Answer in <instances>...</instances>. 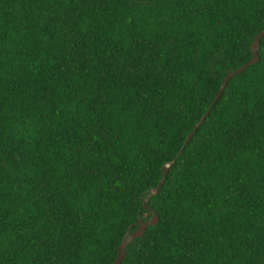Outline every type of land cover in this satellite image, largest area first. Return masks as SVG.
I'll list each match as a JSON object with an SVG mask.
<instances>
[{
    "label": "trees",
    "instance_id": "1",
    "mask_svg": "<svg viewBox=\"0 0 264 264\" xmlns=\"http://www.w3.org/2000/svg\"><path fill=\"white\" fill-rule=\"evenodd\" d=\"M262 30L264 0H0V264H112L168 163L120 264H264V35L216 97Z\"/></svg>",
    "mask_w": 264,
    "mask_h": 264
},
{
    "label": "water",
    "instance_id": "2",
    "mask_svg": "<svg viewBox=\"0 0 264 264\" xmlns=\"http://www.w3.org/2000/svg\"><path fill=\"white\" fill-rule=\"evenodd\" d=\"M264 35V30L260 31L259 33H257L252 41V43L250 44V50H251V53H252V57L250 58L249 61H247L245 64H243L242 66H240L239 68H237L236 70L234 71H230L226 74V76L224 77L223 79V83H222V86L217 94L216 97L220 96L227 81L231 78V76H233L234 74L244 70L245 68H247L249 65L255 63L257 60H258V55H257V49H258V46H259V41H260V38ZM209 109L206 111L205 115L208 113ZM204 116L201 118V120H203ZM200 120V121H201ZM198 125V124H197ZM197 125L195 126V128L197 127ZM192 133H190L187 137L186 140H188L190 137H191ZM169 163L168 164H165L163 166V176L161 177L158 185L153 188L151 191H150V194L146 197V199L144 200V205L145 207L147 208L148 212L145 214V216H148L149 213H151V216L149 217V219L147 221H143L142 219H140L138 221V227L132 231L131 233H129V231L127 230L122 241L120 242L119 244V247H118V250H117V254L115 256V259L113 261L112 264H120L122 258L124 257L125 255V249H126V246L135 238L137 237H140L143 235L145 229L147 226L149 225H153V224H156L157 220H158V217H157V213L155 210H153L152 208H150L149 206H147L146 202H147V199L148 197L151 195V194H154V193H157L159 188L161 187V185L163 184L164 182V177L167 173V169L169 167Z\"/></svg>",
    "mask_w": 264,
    "mask_h": 264
},
{
    "label": "snow or ice",
    "instance_id": "3",
    "mask_svg": "<svg viewBox=\"0 0 264 264\" xmlns=\"http://www.w3.org/2000/svg\"><path fill=\"white\" fill-rule=\"evenodd\" d=\"M149 199H151V197H149ZM135 225H133V227H134Z\"/></svg>",
    "mask_w": 264,
    "mask_h": 264
}]
</instances>
